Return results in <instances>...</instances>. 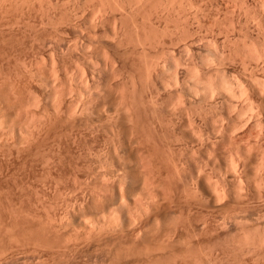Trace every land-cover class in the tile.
<instances>
[{
	"label": "rangeland",
	"instance_id": "1",
	"mask_svg": "<svg viewBox=\"0 0 264 264\" xmlns=\"http://www.w3.org/2000/svg\"><path fill=\"white\" fill-rule=\"evenodd\" d=\"M167 3L0 0V264H264V140Z\"/></svg>",
	"mask_w": 264,
	"mask_h": 264
},
{
	"label": "bare ground",
	"instance_id": "2",
	"mask_svg": "<svg viewBox=\"0 0 264 264\" xmlns=\"http://www.w3.org/2000/svg\"><path fill=\"white\" fill-rule=\"evenodd\" d=\"M171 2L172 4L170 6L175 3V6H173L172 9L170 7V9L171 11H173L174 9V14L178 16H174L179 19V21L177 22H180V20L183 19V22L181 23H184L185 21H191L194 18V21L191 24L195 22V24H198V27H201L204 26V19L212 18V21H209L211 23H209V30H212L213 32L218 31V34L222 35V43L218 47H216V50H212L214 53H209L211 54V56L202 58V61L204 64L206 63L208 67H213L212 70L216 68L220 69L221 71L222 69H224L223 71H225L226 69V71H222L224 74L222 73L223 76L221 74V76L219 77V79H221L222 77L221 80L217 79L219 81H214V79H212L211 77V74L209 78H211L213 82L208 78L210 81H207V83H205V81L203 82V79H200V77H198V79L195 76L198 79V85L201 84V86H203L202 83H204L205 86L203 87H206L205 91L207 93L205 95L207 96L209 94L210 96H208L210 98L213 97L215 93L222 95L221 99H218V101L214 100L212 102V107L216 106L220 101L219 105H225L228 111L230 110V113H232L233 111L236 112V115L239 116H236L237 118H239L238 124L249 125L250 128H245L248 129L251 133H253V130H255L256 133H254L253 137L256 136L255 138L257 140L255 139L254 142L258 141V143L261 145L264 140V138H262L264 137V0H168L167 4H170ZM190 13H192L193 15ZM190 15H192L193 17L191 16L189 20ZM186 18H188V20ZM222 18L229 20L230 27L221 28L218 26L217 22ZM188 24L190 23H185V25ZM175 27H177V25ZM214 27H216L217 29L215 30ZM186 29L185 34L186 32H188ZM188 38L189 36L187 38H183V40L185 41L184 48L186 53L191 51H189V47L191 45H195L196 41L198 42L197 39H192V41L188 43V41H186ZM206 65L204 66L207 67ZM229 66L232 69L231 75H233L231 78V75L229 76L230 79L226 77L228 75V73L226 72H229L227 71V68ZM208 67L207 69L211 71V69H209ZM175 72V80L178 82V72ZM189 73L190 72L188 71V75ZM218 74L219 73H217V75ZM195 88L194 90H198L199 87L196 89ZM224 92L226 93V95H224ZM176 104L177 106H175ZM176 104L174 105L176 109H178L180 106L185 107V102L180 100L178 97ZM226 108H224V110ZM222 119L224 120L225 118H221V120ZM218 120L220 121L219 117ZM238 124L233 125H236V129H240V127L242 128V126H239ZM251 133L248 132V134L252 135ZM260 140H262L261 143ZM259 144L257 146L256 143L253 144V146L255 145V147L257 146L260 148ZM251 149L252 147L249 148V150ZM263 149L261 151V154H264ZM231 168L232 170L240 171V166L235 163V160L232 162Z\"/></svg>",
	"mask_w": 264,
	"mask_h": 264
}]
</instances>
